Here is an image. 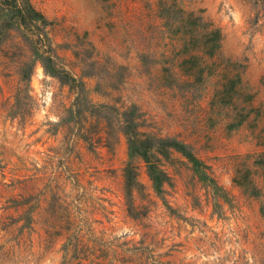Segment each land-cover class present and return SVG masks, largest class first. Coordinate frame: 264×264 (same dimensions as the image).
<instances>
[{
    "label": "rangeland",
    "instance_id": "obj_1",
    "mask_svg": "<svg viewBox=\"0 0 264 264\" xmlns=\"http://www.w3.org/2000/svg\"><path fill=\"white\" fill-rule=\"evenodd\" d=\"M28 2L66 83L2 2L0 264H264V0ZM137 132L197 169L156 192Z\"/></svg>",
    "mask_w": 264,
    "mask_h": 264
},
{
    "label": "trees",
    "instance_id": "obj_2",
    "mask_svg": "<svg viewBox=\"0 0 264 264\" xmlns=\"http://www.w3.org/2000/svg\"><path fill=\"white\" fill-rule=\"evenodd\" d=\"M2 2H8L6 7L14 13V19L16 20V25L18 27H24L27 31H30L29 35L26 37V44L35 50V54L31 60V72L35 63H40L44 69V72L58 79V81L65 85V80L60 77V73L57 72L51 65L53 59L50 49L45 50L44 41H48L47 33L44 30H40L38 25L40 14L35 11V9L30 5L28 0H2ZM0 0V8H5ZM6 9V8H5ZM198 74V73H197ZM31 75V74H29ZM188 76L194 78L195 75L188 74ZM135 119L126 120L125 118H119L117 123L122 125L127 124L129 127H136L137 124L134 123ZM127 134V133H126ZM129 153L131 156H137L142 159L145 163L147 175L153 184L156 192L160 193L162 186L170 182V177L168 173L163 169L162 159L168 161L170 159V153L175 151L186 158L190 163H192L197 169L198 160L190 151L189 147L185 144L177 142L174 139L169 138H158L155 134L150 132H137V134H127ZM159 156L161 158H159ZM201 179H207V175L204 171L197 170ZM132 174V177H131ZM123 177L128 184L125 186V192L128 199V204L130 207L133 206L134 201L132 200V192L134 189H138L139 183L137 182L138 174L136 168L126 167L123 170ZM263 216H264V212Z\"/></svg>",
    "mask_w": 264,
    "mask_h": 264
}]
</instances>
